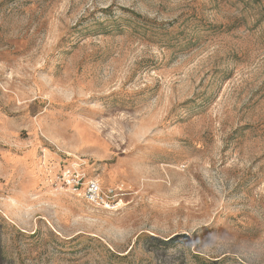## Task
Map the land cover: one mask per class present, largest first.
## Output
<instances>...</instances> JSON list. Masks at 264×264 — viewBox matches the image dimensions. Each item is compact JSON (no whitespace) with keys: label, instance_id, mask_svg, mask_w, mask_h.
<instances>
[{"label":"rangeland","instance_id":"374dc122","mask_svg":"<svg viewBox=\"0 0 264 264\" xmlns=\"http://www.w3.org/2000/svg\"><path fill=\"white\" fill-rule=\"evenodd\" d=\"M0 264H264V0H0Z\"/></svg>","mask_w":264,"mask_h":264},{"label":"built area","instance_id":"2783aa9c","mask_svg":"<svg viewBox=\"0 0 264 264\" xmlns=\"http://www.w3.org/2000/svg\"><path fill=\"white\" fill-rule=\"evenodd\" d=\"M62 181L69 189L94 206L113 205L119 196L113 190L105 191L98 180L87 179L79 170L73 169L62 175Z\"/></svg>","mask_w":264,"mask_h":264}]
</instances>
